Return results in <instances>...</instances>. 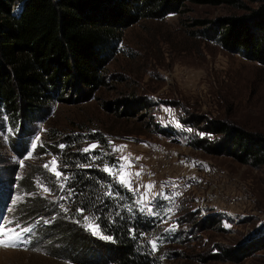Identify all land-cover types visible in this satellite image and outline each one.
Returning <instances> with one entry per match:
<instances>
[{
	"label": "rangeland",
	"instance_id": "1",
	"mask_svg": "<svg viewBox=\"0 0 264 264\" xmlns=\"http://www.w3.org/2000/svg\"><path fill=\"white\" fill-rule=\"evenodd\" d=\"M20 1L14 9H20ZM240 2L185 0L178 11L130 22L108 57L102 84L84 100H77L74 89L54 100L47 115L32 123L29 149L21 156L9 149L14 128L8 115L0 114V167L16 168L8 210L38 221L30 233L0 222V228L14 229L0 236V264H88L64 255V246L54 248L59 242L46 227L55 213L29 216L26 208L44 200L59 205L70 175L61 169L59 155L34 152L46 144L51 129L96 133L84 139V147L98 145L92 159L129 191L127 210L159 216L161 228L146 229L137 240L147 247L145 264H264V164L195 146L193 141L210 134L184 122L191 114L199 120L217 117L264 135V62L228 50L202 31L220 16L245 14L257 4ZM53 158L61 176L53 171ZM136 172L138 177L125 175L131 190L118 182L122 173ZM28 173L31 184L21 185ZM113 191L109 187L106 193ZM59 207L69 209L63 202ZM79 214L75 221L95 234L88 225H97L96 219ZM98 231L101 240L108 236Z\"/></svg>",
	"mask_w": 264,
	"mask_h": 264
},
{
	"label": "trees",
	"instance_id": "2",
	"mask_svg": "<svg viewBox=\"0 0 264 264\" xmlns=\"http://www.w3.org/2000/svg\"><path fill=\"white\" fill-rule=\"evenodd\" d=\"M184 1L21 0L20 9L16 10V0H0V114L6 113L14 128L9 135V149L19 156L24 154L34 130L32 123L44 118L51 103L63 99L70 89L76 91L78 101L93 94L103 82L105 64L126 25L142 16L178 11ZM255 1L257 4L245 14L220 16L210 30L208 25L202 31L224 48L264 62V0ZM198 117L191 114L184 122L200 126L197 128L210 137H198L193 141L195 146L233 155L254 166L264 164L263 134L236 126L231 120ZM95 134L74 130L59 134L55 129L49 130L46 144L34 148V152L40 155L49 151L61 157V169L70 175L59 203H67L69 209L65 213L56 201L44 200L32 202L29 208L26 206L27 211L29 216L56 214L54 222L46 227L52 240L59 242L54 248L60 250L64 246V255L75 261L145 264L147 247L137 240L146 229L157 232L161 221L158 215L143 213L135 207L127 210L124 203H132L129 191L95 163L92 156L97 150L84 151V139L95 138ZM0 168L7 173L0 174V185L8 188L15 184V164ZM39 170L45 173L37 165ZM30 175H25V183L19 180L20 184H31ZM109 187L115 190L114 196L106 193ZM79 212H88L96 219L101 233L112 239L101 240L80 226L75 221Z\"/></svg>",
	"mask_w": 264,
	"mask_h": 264
},
{
	"label": "snow or ice",
	"instance_id": "3",
	"mask_svg": "<svg viewBox=\"0 0 264 264\" xmlns=\"http://www.w3.org/2000/svg\"><path fill=\"white\" fill-rule=\"evenodd\" d=\"M60 147H64V146L61 145ZM97 147H98V145L93 144V145H91L89 148L84 149V151H86V152H87V151H91V150H93V149H95V148H97ZM119 147H126V146H119ZM117 150H119V149H117ZM121 159L124 160V159H128V158H127V157H121ZM135 159L138 160V159H140V157H136ZM51 163H52V165L56 166V167L53 168L54 173H55L57 176H61L62 173L59 172V171L57 170L58 162L56 161V159L53 158V160L51 161ZM45 167H48V165H45ZM122 167H123V166H121V168H122ZM105 170L108 171V172H110V173L112 172V170H111L110 168H105ZM125 175H135V176L138 177V176L140 175V173H139V172H136V173H134V174H126V173H122L119 177H117L118 182L124 184L126 187H129L130 190H131V184H130L129 181H126V180H125ZM143 187L149 188V187H151V185H145V186H143ZM45 191H48V190L45 189ZM109 195H111V193H109ZM145 195H146V194H145ZM66 211H67V210H66ZM80 211L83 212V209H81ZM141 211H143V209H141ZM85 219H88V218L85 217ZM88 227H89L90 229H92L93 232H94L95 234L100 235V233H99V231H98V227H99L98 225L93 226V225L89 224ZM9 231H14V229L0 228V236H5V237H6V236H7V233H8ZM22 231H30V230H29V229H22ZM19 236H20V233H16V239H19ZM102 238H103V239H107V240H111V239H112V237H110V236H103ZM0 242H2V241H0ZM153 244H154V242H153ZM154 246H155V244H154Z\"/></svg>",
	"mask_w": 264,
	"mask_h": 264
}]
</instances>
